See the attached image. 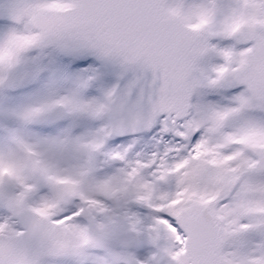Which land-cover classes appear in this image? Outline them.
Wrapping results in <instances>:
<instances>
[{"label": "snow or ice", "instance_id": "snow-or-ice-1", "mask_svg": "<svg viewBox=\"0 0 264 264\" xmlns=\"http://www.w3.org/2000/svg\"><path fill=\"white\" fill-rule=\"evenodd\" d=\"M0 264H264V0H0Z\"/></svg>", "mask_w": 264, "mask_h": 264}]
</instances>
